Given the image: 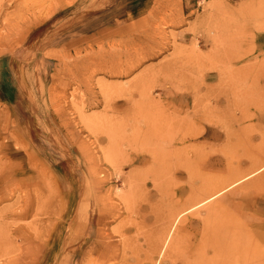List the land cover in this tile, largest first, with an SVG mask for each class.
Listing matches in <instances>:
<instances>
[{
	"label": "rangeland",
	"instance_id": "374dc122",
	"mask_svg": "<svg viewBox=\"0 0 264 264\" xmlns=\"http://www.w3.org/2000/svg\"><path fill=\"white\" fill-rule=\"evenodd\" d=\"M110 1L0 0V264H264V0Z\"/></svg>",
	"mask_w": 264,
	"mask_h": 264
},
{
	"label": "crops",
	"instance_id": "0c3cea01",
	"mask_svg": "<svg viewBox=\"0 0 264 264\" xmlns=\"http://www.w3.org/2000/svg\"><path fill=\"white\" fill-rule=\"evenodd\" d=\"M103 1H106V0H103ZM107 2H111V1L107 0ZM112 2H113L112 6L108 8L111 10H109L107 14H112V16L109 17L111 19H109L108 21L110 22L113 21V23H115V21L119 22L120 20L124 18L140 19L142 18V16H145V18H149L148 15L152 14V11L148 10V8L151 7L152 0H112ZM202 2H203L202 0H180L181 7H182V14H183L184 19H187L188 17H191L195 13L199 12V7ZM104 26L97 27L96 31L98 32L99 30H102L103 28H105ZM255 36H256L255 44L257 48L264 50V32H260L256 34ZM5 73H8V72L4 71L3 73L4 75L2 76V80L0 81L3 85L2 90H1L2 93H0V101L8 105L9 104L8 102L10 101V99L14 98L15 95L13 93L14 88L12 87V84H10V81L8 80L9 75H6ZM206 80H207V77H206ZM17 98H19L18 95H17ZM195 100L196 98L194 97L193 94H190L188 92L187 93L182 92L176 95V98L174 99L173 102L171 103L169 102L168 104L172 105L175 108V110H177V113L179 115L184 116V114L189 111L188 113L189 115H192L193 122L198 125V128H196V130L204 131L205 135L208 133L215 134V132H217L218 130L219 131L222 130V128L220 127L213 126V124L204 122L200 115L196 116V114L191 113L195 109V104H196ZM114 104H115L114 105L115 111H122L124 109L126 110L127 108H129V107L127 108L123 107L124 104H122V100L116 101ZM203 138L205 137L193 138V144L201 145V143L204 144L205 142V143H208L209 145H213V146L216 145L211 142L212 140L211 138H206V139H203ZM143 157L144 156H137L133 158L132 161L134 163L138 161L140 162L145 161L146 159L144 160ZM208 160L211 161V157ZM176 175H177L176 178L181 179L182 174H179V172H177Z\"/></svg>",
	"mask_w": 264,
	"mask_h": 264
},
{
	"label": "bare ground",
	"instance_id": "6f19581e",
	"mask_svg": "<svg viewBox=\"0 0 264 264\" xmlns=\"http://www.w3.org/2000/svg\"><path fill=\"white\" fill-rule=\"evenodd\" d=\"M260 30V29H259ZM202 67V66H201ZM200 71V70H199ZM223 78V77H222ZM211 79V78H210ZM243 100V99H242ZM259 102V101H258ZM262 106V105H261ZM249 109V108H248ZM203 110V109H202ZM180 128V127H179ZM153 129V128H152ZM178 131V130H177ZM166 134V133H165ZM173 134V133H172ZM225 139V138H224ZM229 146V145H228ZM231 146V145H230ZM237 179H231L230 181L222 184H217V187H215L214 190L208 191L206 195L197 197V199H200L198 204L203 203L206 200H210L211 198L217 196L219 193H221L224 189L229 187L231 184H233ZM219 183V182H218ZM214 199V198H213ZM197 202V201H196Z\"/></svg>",
	"mask_w": 264,
	"mask_h": 264
}]
</instances>
